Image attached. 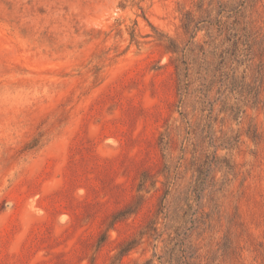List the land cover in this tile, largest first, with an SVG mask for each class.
<instances>
[{
  "label": "rangeland",
  "instance_id": "rangeland-1",
  "mask_svg": "<svg viewBox=\"0 0 264 264\" xmlns=\"http://www.w3.org/2000/svg\"><path fill=\"white\" fill-rule=\"evenodd\" d=\"M146 260L264 264V0H0V264Z\"/></svg>",
  "mask_w": 264,
  "mask_h": 264
},
{
  "label": "trees",
  "instance_id": "trees-1",
  "mask_svg": "<svg viewBox=\"0 0 264 264\" xmlns=\"http://www.w3.org/2000/svg\"><path fill=\"white\" fill-rule=\"evenodd\" d=\"M141 264H154V262H153V260H146L145 262H143Z\"/></svg>",
  "mask_w": 264,
  "mask_h": 264
}]
</instances>
